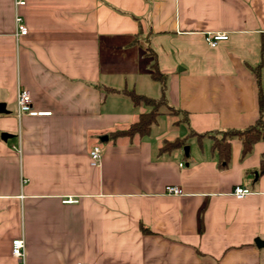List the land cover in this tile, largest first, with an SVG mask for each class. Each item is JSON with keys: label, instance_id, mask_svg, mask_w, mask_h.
Listing matches in <instances>:
<instances>
[{"label": "crops", "instance_id": "0c3cea01", "mask_svg": "<svg viewBox=\"0 0 264 264\" xmlns=\"http://www.w3.org/2000/svg\"><path fill=\"white\" fill-rule=\"evenodd\" d=\"M15 2L0 0V264H19V238L25 264H264V139L247 155L230 139L226 164L208 136L264 124V0ZM208 33L228 39L212 48ZM154 64L180 115L113 137L151 108L104 87L158 99ZM20 89L50 115L19 120ZM192 131L206 136L188 154L159 153Z\"/></svg>", "mask_w": 264, "mask_h": 264}, {"label": "trees", "instance_id": "16d2710c", "mask_svg": "<svg viewBox=\"0 0 264 264\" xmlns=\"http://www.w3.org/2000/svg\"><path fill=\"white\" fill-rule=\"evenodd\" d=\"M156 67V68H155ZM153 72H151V77L161 84V96L158 99L150 98L145 95L136 93L134 90L128 89H116L113 87H104L108 93H120L129 97L135 105L144 104L151 108L150 111L141 114L136 123L132 124L128 129L115 132L112 136L118 137H148L151 134L152 128L158 123V118L163 114V109H168L172 115H180V112L169 106L166 99V88H167V77L161 74L158 70L157 65H153ZM261 109L262 108V95L260 93ZM186 119V118H185ZM206 135H200L194 131L189 134L187 138H175V139H164L159 147V153H169L175 149H180L187 145V139L190 137H198L202 139ZM213 140L212 149L217 152L219 160L222 163H228L231 154V143L230 139L238 138L243 146V154H249L254 145L264 139V124L262 118L259 121L244 130H227L222 133V137L218 135H209ZM259 174L264 175V156L261 159V164L259 168Z\"/></svg>", "mask_w": 264, "mask_h": 264}, {"label": "built area", "instance_id": "2783aa9c", "mask_svg": "<svg viewBox=\"0 0 264 264\" xmlns=\"http://www.w3.org/2000/svg\"><path fill=\"white\" fill-rule=\"evenodd\" d=\"M26 4V0H16L15 7L18 10L19 7L24 6ZM15 37L19 39L20 37L27 36L29 34L28 27L24 19L16 14L15 17ZM228 39L227 34L221 33H208L206 36V42L212 47L215 48L218 46L220 41H224ZM17 111L16 116L19 120H21L25 116H43V115H50V112H39L33 108L32 105V96L30 91L27 89H20L17 94L16 99ZM91 158L92 164L94 166L101 165V150L99 147H94L91 151ZM182 166V165H181ZM250 189L244 187H236L234 190V195L242 199L248 194H250ZM166 193L171 195H182V190L176 186H168L166 188ZM12 257L15 258L19 264H25V257H26V242L24 239L19 238L15 239L12 242V250H11ZM83 264V263H78Z\"/></svg>", "mask_w": 264, "mask_h": 264}, {"label": "water", "instance_id": "95a60500", "mask_svg": "<svg viewBox=\"0 0 264 264\" xmlns=\"http://www.w3.org/2000/svg\"><path fill=\"white\" fill-rule=\"evenodd\" d=\"M7 113H8V111L6 110V104H4V103L0 104V114H7ZM1 137H2V139L7 140V138L10 136L7 133H3ZM185 152H186V154H188L189 147H187V146L185 147ZM256 242L258 245H261V243H264V242H261L259 240H257Z\"/></svg>", "mask_w": 264, "mask_h": 264}, {"label": "rangeland", "instance_id": "374dc122", "mask_svg": "<svg viewBox=\"0 0 264 264\" xmlns=\"http://www.w3.org/2000/svg\"><path fill=\"white\" fill-rule=\"evenodd\" d=\"M132 52H133V50L130 51V55L128 57H132ZM163 111H164V109H163Z\"/></svg>", "mask_w": 264, "mask_h": 264}]
</instances>
